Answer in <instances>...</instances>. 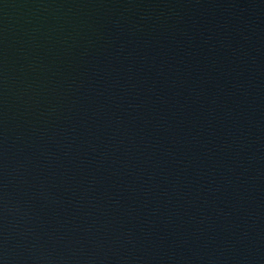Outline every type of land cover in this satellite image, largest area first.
Here are the masks:
<instances>
[{"label":"water","instance_id":"obj_1","mask_svg":"<svg viewBox=\"0 0 264 264\" xmlns=\"http://www.w3.org/2000/svg\"><path fill=\"white\" fill-rule=\"evenodd\" d=\"M0 264H264V0H0Z\"/></svg>","mask_w":264,"mask_h":264}]
</instances>
